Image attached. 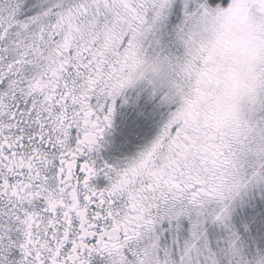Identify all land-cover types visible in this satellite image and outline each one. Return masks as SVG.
<instances>
[{
    "label": "snow or ice",
    "instance_id": "snow-or-ice-1",
    "mask_svg": "<svg viewBox=\"0 0 264 264\" xmlns=\"http://www.w3.org/2000/svg\"><path fill=\"white\" fill-rule=\"evenodd\" d=\"M0 264H264V0H0Z\"/></svg>",
    "mask_w": 264,
    "mask_h": 264
},
{
    "label": "rangeland",
    "instance_id": "rangeland-1",
    "mask_svg": "<svg viewBox=\"0 0 264 264\" xmlns=\"http://www.w3.org/2000/svg\"><path fill=\"white\" fill-rule=\"evenodd\" d=\"M157 129L155 127L151 128L150 130H148L146 133L145 132H141L140 137L134 141L136 146H143L144 144H146L148 142V140H150L155 134H156ZM135 149L133 148V151ZM257 199H259V194H257Z\"/></svg>",
    "mask_w": 264,
    "mask_h": 264
}]
</instances>
